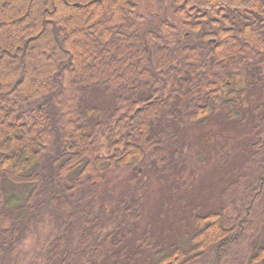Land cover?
Returning a JSON list of instances; mask_svg holds the SVG:
<instances>
[{
	"label": "trees",
	"instance_id": "obj_1",
	"mask_svg": "<svg viewBox=\"0 0 264 264\" xmlns=\"http://www.w3.org/2000/svg\"><path fill=\"white\" fill-rule=\"evenodd\" d=\"M0 58V264H264V0H0ZM215 124L249 138L219 200L143 229Z\"/></svg>",
	"mask_w": 264,
	"mask_h": 264
},
{
	"label": "rangeland",
	"instance_id": "obj_2",
	"mask_svg": "<svg viewBox=\"0 0 264 264\" xmlns=\"http://www.w3.org/2000/svg\"><path fill=\"white\" fill-rule=\"evenodd\" d=\"M158 8L159 3L141 2V13L143 14H151L152 12L157 11ZM11 59H9V62H11ZM32 66L34 70H36L40 66L39 61H35ZM5 68L6 67L4 66H0V70L4 71ZM30 75L31 74L29 73L28 76ZM77 81V78L74 77L73 82L76 83ZM94 97L95 99H98L99 102L110 101V97L105 96L101 91H97ZM251 97L252 96L249 98L251 99ZM219 127L218 124L213 125L212 131H210L209 134L204 135H202L197 129L192 132L195 138L199 137L201 139L204 144V151H206L211 158L210 163L205 168L207 169L206 172L201 176V180L199 179L198 183L200 184L198 187L200 188L191 186L190 182H188L182 185V192L180 191L173 195V193H169L166 189L161 193L160 186L152 183L150 189V205L140 223L143 229L150 226L153 231H157L158 228H161L165 233L168 231V228L173 227L175 222L179 225L182 217H186L188 221L190 220V209L195 207L193 205L197 204L192 202L193 198H201V201H205L207 205L209 204L208 207L212 206L219 200V194L225 185L222 181L225 171L229 166L238 164L242 161L246 145L249 143L248 137L245 139H237V135L234 134V132L228 134L227 132H223L224 135L227 134L223 137L218 131ZM228 153H230L229 157L227 155ZM222 169L224 170V173L222 172ZM180 193H182L183 196ZM194 201L197 202V200ZM165 203L167 204L166 206ZM9 224L10 220L7 218L2 219V221L0 220V226H10ZM50 229L51 227L47 226L43 228V231L47 235ZM40 235L39 241H36L32 236L24 238L15 250L13 259L10 263L5 261L4 264H29V262L35 257V247L37 246V242H44L43 234L40 233Z\"/></svg>",
	"mask_w": 264,
	"mask_h": 264
}]
</instances>
